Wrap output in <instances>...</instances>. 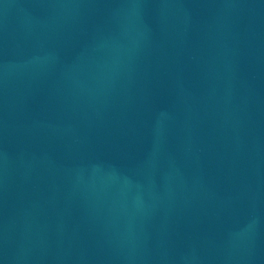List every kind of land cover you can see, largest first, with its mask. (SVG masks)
Wrapping results in <instances>:
<instances>
[{
    "label": "water",
    "instance_id": "obj_1",
    "mask_svg": "<svg viewBox=\"0 0 264 264\" xmlns=\"http://www.w3.org/2000/svg\"><path fill=\"white\" fill-rule=\"evenodd\" d=\"M0 264H264V0H0Z\"/></svg>",
    "mask_w": 264,
    "mask_h": 264
}]
</instances>
